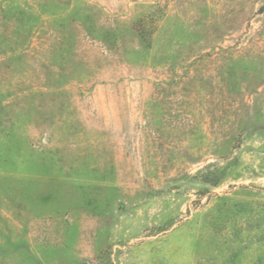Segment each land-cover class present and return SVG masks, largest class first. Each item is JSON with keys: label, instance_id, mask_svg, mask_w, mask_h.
<instances>
[{"label": "rangeland", "instance_id": "374dc122", "mask_svg": "<svg viewBox=\"0 0 264 264\" xmlns=\"http://www.w3.org/2000/svg\"><path fill=\"white\" fill-rule=\"evenodd\" d=\"M0 264H264V0H0Z\"/></svg>", "mask_w": 264, "mask_h": 264}]
</instances>
